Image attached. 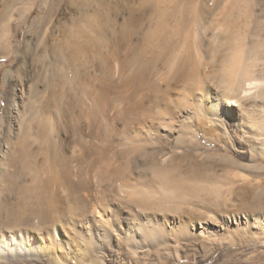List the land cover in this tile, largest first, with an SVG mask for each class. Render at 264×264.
<instances>
[{
  "label": "bare ground",
  "instance_id": "1",
  "mask_svg": "<svg viewBox=\"0 0 264 264\" xmlns=\"http://www.w3.org/2000/svg\"><path fill=\"white\" fill-rule=\"evenodd\" d=\"M215 1L39 2L23 60L40 54L41 67L13 86L0 136V264L15 256L100 264L102 255L124 264L133 251L202 233L190 228L192 207L174 213L194 202V184L179 171L183 162L193 167L194 145L209 142L200 128L212 120L206 134L225 145L252 135L255 152L264 136V14L232 19ZM19 3L3 1L0 43L13 40ZM59 9L69 16L57 31H36ZM242 28L259 37L248 46L263 55L243 56ZM205 30L211 36L200 37ZM219 64L228 69L209 77ZM233 158L225 157L228 171L238 166Z\"/></svg>",
  "mask_w": 264,
  "mask_h": 264
},
{
  "label": "rangeland",
  "instance_id": "2",
  "mask_svg": "<svg viewBox=\"0 0 264 264\" xmlns=\"http://www.w3.org/2000/svg\"><path fill=\"white\" fill-rule=\"evenodd\" d=\"M3 1L0 0V8L3 5ZM40 1L19 0V6L14 11L15 18L9 27V38L10 36H14L12 37L13 40L9 43L4 38L0 43V136L7 125L6 118L8 117V106L11 98L10 94L12 96L13 86L15 87L17 85L20 87V83L28 77L29 71L32 72L34 68L37 69L36 66L38 68L41 67L39 59H43V56L40 54H35V57L29 55L30 57L26 59L25 63L23 60V55L25 54L23 42L25 36L28 34V29L31 27L32 20L39 15L38 4ZM200 1L208 3L210 6H215L217 3L215 0ZM35 2H37V5H34ZM31 5H33V8H36L32 15L29 13ZM220 5L225 8L224 10L226 11L224 13L227 12V15L230 14L229 16L232 19L245 20L255 18L256 14H264V0H224ZM61 9L54 10L51 13L52 20L50 21L51 24L49 22V26L40 25L36 31L39 30L43 33L57 31L59 28V18L67 20L69 16V13L65 15L63 13L59 14L58 11ZM12 13L13 11H10V15ZM16 16L18 17L16 18ZM220 17H223V15H220ZM239 30L241 31L236 32H241L239 40L246 44L244 45L246 50L243 52V56L248 59L247 61L254 59L257 53L263 55V52L259 53V47L255 51V49L252 50L248 46L250 43H254L253 41L258 42L259 37L247 28ZM205 34L211 36L212 31L205 30L201 32L200 37H204ZM226 35H223L222 42L239 41L236 38H229ZM192 39H194V42L197 39L195 29L194 38L192 37L191 41H193ZM195 48V46L191 47L192 53L194 51V56L192 57H194L195 62L199 63L201 58L198 57L199 54L195 51ZM12 49L13 51H11ZM235 49L240 48L235 47ZM259 49L264 51V48L261 46ZM8 51H10L11 55ZM195 58H199L198 61ZM211 61L213 62V60ZM34 62L35 64L37 62L39 64L37 63L35 65ZM258 62L260 63V61ZM261 62L263 63L264 59ZM17 66L19 68H16ZM218 68L221 69L212 71L213 74L210 73L209 77L216 79V77L224 74L228 69L225 66L221 67V65ZM8 71H11V74L6 75ZM20 91L21 88H19L18 93ZM262 96L264 100V95ZM209 104L210 102H207L206 106H209ZM22 109H24L23 106ZM31 110L32 107L28 106L27 113H31ZM209 117H212V115H209ZM213 123L212 120L208 119L206 127L203 125L199 130L202 133L201 136H206L209 142H206V139L204 140L203 138L201 139L202 141L200 140L199 146L195 147L194 145L193 167H189V171H185L188 165L186 166V163L183 162L182 170L179 171L184 176L188 173L189 176L185 179L188 183L194 184V202L190 204L191 206L189 204H182L176 209L177 212H174L182 214L184 213L182 207L183 209L188 206L192 207L193 214L187 215V219L191 220H189L191 224L190 228H194V233H202L200 235L196 233L192 238L170 241L160 248L147 251V253L146 251H133L130 253L131 257L128 258L129 262L128 259L126 261L121 259L119 262H128L127 264H264V136L258 138L259 142H262L263 145H260V147L262 146V150L259 149L256 153L250 147L251 141H255L251 137L252 135L245 134V137L240 135L236 136V139L233 137L235 135L233 131H236L234 123L227 126V129L231 132L230 136L233 135L232 139L234 141L232 144L231 141L229 142L230 145H225L224 142H218V140L216 141L214 135L206 134L205 131L208 124ZM216 130H214V134L221 133V129ZM254 155L255 157H253ZM229 156L232 158L235 157L233 159H236V162H238V166L231 167L230 171L226 167L228 162L225 159V157ZM235 217H238V220H235ZM10 258L11 261L8 260L1 264H46L36 258L21 256ZM99 258H102L101 260L99 259L102 264L111 263L105 255ZM132 261L135 262L133 263Z\"/></svg>",
  "mask_w": 264,
  "mask_h": 264
},
{
  "label": "snow or ice",
  "instance_id": "3",
  "mask_svg": "<svg viewBox=\"0 0 264 264\" xmlns=\"http://www.w3.org/2000/svg\"><path fill=\"white\" fill-rule=\"evenodd\" d=\"M221 99L223 100V98H221ZM223 103H227V102L223 100ZM208 110H209V111H213V109H212V107H211V104H209Z\"/></svg>",
  "mask_w": 264,
  "mask_h": 264
}]
</instances>
